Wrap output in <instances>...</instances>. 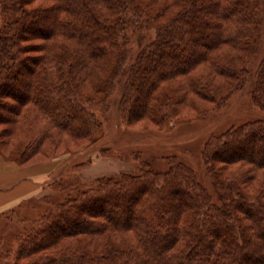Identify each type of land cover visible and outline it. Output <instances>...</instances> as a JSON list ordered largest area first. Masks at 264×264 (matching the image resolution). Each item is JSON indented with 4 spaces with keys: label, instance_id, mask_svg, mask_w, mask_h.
I'll use <instances>...</instances> for the list:
<instances>
[{
    "label": "trees",
    "instance_id": "obj_1",
    "mask_svg": "<svg viewBox=\"0 0 264 264\" xmlns=\"http://www.w3.org/2000/svg\"><path fill=\"white\" fill-rule=\"evenodd\" d=\"M35 1L1 0L0 124L42 119L41 140L97 132L122 76L129 121L174 120L190 97L222 107L264 44V0ZM153 23L156 38L126 68L133 27ZM253 100L264 110V57ZM203 155L211 193L181 161L99 178L27 227L16 264H264V118L213 136ZM219 162L238 171L224 178ZM67 237L79 246L44 253Z\"/></svg>",
    "mask_w": 264,
    "mask_h": 264
},
{
    "label": "rangeland",
    "instance_id": "obj_2",
    "mask_svg": "<svg viewBox=\"0 0 264 264\" xmlns=\"http://www.w3.org/2000/svg\"><path fill=\"white\" fill-rule=\"evenodd\" d=\"M39 4L45 6L46 2L36 0L33 5ZM153 8L157 14L162 4H155ZM176 9L171 5L167 15L157 17V23L164 22ZM2 21L0 14V24ZM133 31L126 63L128 69L139 52L157 36L155 23L145 26L143 30L133 27ZM29 55H36V52H29ZM263 57L264 44L251 58L249 68L253 77L250 83L246 88L232 93L222 107L198 97H190L187 103H191L182 105L174 120L168 122H158L155 114L127 120L120 109L121 87L126 79V76H122L116 80V87L108 99L109 110L98 111L103 122L101 127L91 135L76 138L60 132L53 134L52 138L41 140L39 131L45 125L42 119L30 127L24 125L23 121L22 125L0 124V152L4 156L14 159L15 154L20 153H17L19 149L27 163L46 167L48 171L45 181L33 184L29 196L0 216V264H16L21 234L28 226L40 221L46 211L73 194L76 188H89L102 177L141 173L145 162L155 170L165 171L172 162L181 161L191 167L201 184L211 193L213 182L203 155L209 141L232 126L264 118V110L253 100L254 83ZM237 164L219 162L216 167L221 168L222 176L227 178L238 171ZM254 184L250 185L251 189ZM77 239L67 237L44 253L53 254L61 249L75 248L79 246Z\"/></svg>",
    "mask_w": 264,
    "mask_h": 264
},
{
    "label": "crops",
    "instance_id": "obj_3",
    "mask_svg": "<svg viewBox=\"0 0 264 264\" xmlns=\"http://www.w3.org/2000/svg\"><path fill=\"white\" fill-rule=\"evenodd\" d=\"M46 167L19 163L0 152V216L31 194L32 185L47 179Z\"/></svg>",
    "mask_w": 264,
    "mask_h": 264
}]
</instances>
